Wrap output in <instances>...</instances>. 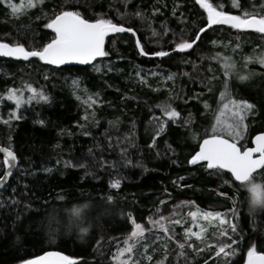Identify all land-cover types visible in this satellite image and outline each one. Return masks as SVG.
<instances>
[{"label":"trees","instance_id":"trees-1","mask_svg":"<svg viewBox=\"0 0 264 264\" xmlns=\"http://www.w3.org/2000/svg\"><path fill=\"white\" fill-rule=\"evenodd\" d=\"M71 2H78L87 18L102 13L114 23L133 28L136 35L110 33L105 38L108 55L94 61L99 72L93 64L61 65L57 70L35 58L28 63L0 57V95L8 88L22 89L31 84L49 97L47 102H22L17 110L20 120L9 124L0 121V146L10 147L17 158L14 173L0 189V264H17L19 259L43 251H60L77 264H117L118 259L112 257L125 247L126 239L131 240L133 225L128 214L147 231L156 228L149 217L158 219L163 215L171 236L162 240L166 249L161 247L150 255L151 260L138 259L136 264H224L223 257L212 255L215 245L231 244L233 239L239 241V246L228 264H244L247 248L257 240L264 241V210L250 214L246 189L237 191L224 183L228 176L190 166L187 161L198 147L190 131L202 133L214 118L205 111L204 101L215 111L225 91L224 58L234 65L228 92L256 105L255 114L247 120L248 139L244 143L249 146L251 137L264 131V66L254 59L264 54V34L215 25L201 34L193 49L178 52L172 51L175 45L194 39L207 22L196 0ZM208 2L232 14L252 11L253 6L258 10L264 4V0H240L242 8L238 10L232 0ZM63 3L44 0L19 17L11 16L10 10L0 4V40L24 43L26 47L42 45L52 36L51 30L43 28L45 13L59 10ZM136 12L142 16H136ZM165 28L169 29L167 33ZM137 39L147 52L164 50L170 55L141 56L136 49ZM249 57L253 59H246ZM137 71L147 83L140 81ZM248 72L255 75L245 81L238 78ZM169 74H174L172 80L166 79ZM23 91V101H27L29 93ZM89 96L97 101L91 108ZM164 103L175 108L181 118L177 124L169 123L155 145L149 147L156 131L153 116H162L157 105ZM12 109L13 101H0V117L8 119ZM37 120L44 124L35 123ZM3 161L0 155V176ZM115 179L121 181L119 188L110 187ZM255 181L264 185L259 172ZM219 191L229 198L219 196ZM61 196L63 200L58 199ZM108 196L113 197L112 202ZM232 199L238 209V231L232 233L228 228L229 236L221 237V227L213 225L202 241L190 238L203 251L196 253L186 247L187 259L178 256V243L185 240L182 230L189 224L190 206L224 213L233 207ZM162 200L166 203L161 204ZM82 205L89 206L84 210L86 215L74 222L69 209ZM177 219L184 221L182 225L168 226ZM81 228L88 231L81 232ZM132 255L137 258V251Z\"/></svg>","mask_w":264,"mask_h":264},{"label":"snow or ice","instance_id":"snow-or-ice-1","mask_svg":"<svg viewBox=\"0 0 264 264\" xmlns=\"http://www.w3.org/2000/svg\"><path fill=\"white\" fill-rule=\"evenodd\" d=\"M44 0H20V3H15L14 0H0V4H3L10 10V15L13 17H19L26 10L36 8L38 5H42ZM196 4L200 6L206 13V24L204 27L199 28L195 34V38L181 40V42L175 45L172 51L187 52L189 49H193L197 42L201 39V34L205 33L207 29H211L215 25H227L231 29L237 30H254L260 34H264V4L259 6V9L253 6L252 11L244 10L240 14H232L228 11L218 10L220 6H214L209 3L208 0H196ZM233 7L241 9L242 4L240 0H232ZM82 7L79 3H73L71 0H64V3L59 6V10L53 9L51 13H45L46 23L43 24L44 29L51 30V39L42 45H36L33 47H26L24 43L15 42L7 43L4 40H0V57L12 58L16 61H24L31 63L35 58L39 62H43L46 65H53L60 70L61 65L68 62H78L80 64H93L94 70L99 72L101 69L95 66L94 61L98 57H106L108 52L105 51V38L110 33H131L133 36L136 32L131 27H125L123 24L114 23L113 19L105 18L104 14H96L95 18H87L86 15L79 10ZM136 16H142L140 12L135 13ZM40 17H37L39 20ZM165 33L169 29L165 28ZM153 36L157 33L153 30ZM215 44L216 41H213ZM239 47V45H237ZM136 49L141 56L151 57H166L170 55L169 51H153L147 52L140 39L136 40ZM217 57H214L216 59ZM246 59H253L252 57ZM254 59L262 66H264V54L254 57ZM224 86L225 91L221 93L220 98L217 101L218 110H213L207 100L204 101L205 111L212 113L213 121L210 128H205L202 133H195L190 131V136L193 141L196 142L198 147L194 150V154L190 155L187 163L189 165H195L203 167L206 171L214 173L219 176H228V179L224 181L226 185H231L236 188L246 189L250 193L249 198V213L255 215L258 210H264V185L255 183L257 173L259 172L260 178L264 179V131L258 132L251 137V145L248 146L244 142L248 139L247 136V120L250 116H253L256 111V105L249 102L246 99H235L231 97L228 92V80L232 75V69L234 65L228 58H224ZM247 67V65H245ZM112 69L109 68V71ZM187 75V73H184ZM156 75V73H151ZM255 75L253 72H248L246 75H239L238 78L241 81H245ZM136 76L139 77L142 83H147L144 76L139 71L136 72ZM174 74H169L166 79L172 80ZM48 77L45 76V79ZM212 78L210 77L209 80ZM74 84H78V81H73ZM29 93L28 100L22 101L24 95L23 89ZM211 93L212 89L208 88ZM13 101L15 103V109L10 110L8 119L0 117V121L5 124H9L13 120H20L22 117L18 114V109L21 107L22 102H31L36 100L37 102H47L49 97L38 91L31 84H26L22 89L8 88L6 92L0 95V101L4 99ZM91 103L88 107L91 108L97 103L95 99L89 96ZM160 108L162 116H153V120L156 123L155 135L152 136L153 144L155 145L157 137L165 131L169 123L177 124L181 118V114L173 108L170 104L164 103L157 105ZM87 119V117H85ZM35 123L44 124L43 120H37ZM110 124L113 122H109ZM185 125L190 128L189 121H185ZM87 135V133H85ZM202 136V138H199ZM11 139V137H9ZM171 147V146H169ZM91 152V149L89 150ZM122 152L126 151L121 149ZM0 153L4 156V166L9 169L5 171L3 176H0V184L10 174V168L14 167L16 156L10 147L0 148ZM131 161H126L130 163ZM71 163V162H67ZM74 167H85V165H73ZM50 171V169H45ZM230 174V175H229ZM183 180L184 177H180ZM121 181L115 179L110 182V187L119 188ZM173 183H178L174 181ZM185 187V185H180ZM190 187V186H188ZM167 192V189H165ZM218 195L228 199V194L223 191H219ZM63 200L64 198L58 197ZM109 202L113 201V197L108 196ZM161 204H165L166 201H161ZM194 204V201L188 202ZM233 207L227 209L226 212L220 211H207L201 212L198 208L196 211L190 212L188 215L192 217L193 223L197 220H204L211 222L213 220L219 221V227L221 231L219 236L228 237L227 231L230 228L232 233L238 231V224L235 223L237 218L238 209L236 207V200L232 199ZM30 207V205H29ZM88 205L72 206L69 209L70 219L74 222H79L83 216L86 215L85 209ZM159 212V209H157ZM19 219V217H17ZM127 219L131 221L133 227L130 234V239L124 241L125 247H122L118 251L117 256H113V260H120V264H136V261L132 255L134 250L135 238L143 237L147 231L143 225L137 223L131 214L127 215ZM167 218L160 215L158 219L149 217V223L154 227H158L163 230L164 235L171 239L169 229L166 227L164 221ZM175 224H180L179 219L174 221ZM199 231H193L191 228H185V240L183 243H178L180 251L178 256H183L187 259L185 254V248L192 249L196 253H200L203 249L195 247L190 238L194 237L196 240H203L204 228L199 224L196 225ZM81 232L88 231L86 228H81ZM230 238V237H229ZM100 241H97L99 244ZM239 246V241L233 239L231 244H217L215 245V252L212 254L219 259L224 258V264H228V260L236 255V249ZM213 247V245H208ZM264 241H255L248 248L244 257V264H264ZM127 257L123 258L122 257ZM211 258V257H210ZM148 260L152 257L148 256ZM17 264H77V261L68 255L63 254L60 251H43L40 255H32L29 258H21ZM163 264V262H161Z\"/></svg>","mask_w":264,"mask_h":264},{"label":"rangeland","instance_id":"rangeland-1","mask_svg":"<svg viewBox=\"0 0 264 264\" xmlns=\"http://www.w3.org/2000/svg\"><path fill=\"white\" fill-rule=\"evenodd\" d=\"M231 97L235 98L233 96H231ZM235 99H237V98H235ZM22 101H23V98H22ZM216 110H218V107ZM13 173H14V171H13ZM254 182L256 183V181H254ZM248 196L250 197L249 192H248ZM189 209H190V211H189V213H190L192 211H196L197 207H195L194 205H191ZM201 212H204V211H201ZM183 222L184 221H181L180 224L182 225ZM197 224H199L201 227L204 228V230H205L204 233H205L213 225L218 226L219 221L213 220L211 222H208V221H204L201 219V220H197L195 223H193L192 217L189 216V224L187 225V227H184L182 230L183 235L184 236L186 235L185 234V228H191L193 231H199V228L196 226ZM175 225H176L175 223L168 224V226H170V227H174ZM165 238H166V236L164 235L163 230L158 228V227L154 228L153 230L146 231L142 238L141 237L135 238L134 250H133V252L137 251V258H134L135 261H138V259L147 261L148 260L147 257L150 256L151 254L155 253V252H158L159 248L162 247V248L166 249L167 245L165 243H163V241H162V240H165ZM132 242L133 241L130 240V243H132ZM123 258H127V257L125 256V257H122L121 259H123ZM117 264H120L119 259L117 260Z\"/></svg>","mask_w":264,"mask_h":264},{"label":"water","instance_id":"water-1","mask_svg":"<svg viewBox=\"0 0 264 264\" xmlns=\"http://www.w3.org/2000/svg\"><path fill=\"white\" fill-rule=\"evenodd\" d=\"M3 58H5V57H3ZM99 58H100V57L96 58V60L99 59ZM42 64H44V63L42 62ZM44 65H46V64H44ZM64 65H66V66H85V65H90V64H80V63H78V62H68V63H66V64H64ZM48 66L56 67V66H53V65H48ZM257 133H258V132H257ZM257 133H255L254 135H256ZM254 135H253V136H254ZM249 146H252V145H249ZM0 148H3V147L0 146ZM193 154H194V153H193ZM0 155L4 158L3 153H0ZM15 156H16V155H15ZM189 159H190V157H189ZM16 166H17V158H16V161L14 162V167H11V168H10V174H9V176L4 180V182H3L2 184H0V189L3 188V187L5 186V184L8 182V180H9L10 177L12 176L13 171L15 170ZM190 166H194V165H190ZM5 171H9V169H7V168L4 166L3 173H2L1 176L4 175V172H5Z\"/></svg>","mask_w":264,"mask_h":264},{"label":"flooded vegetation","instance_id":"flooded-vegetation-1","mask_svg":"<svg viewBox=\"0 0 264 264\" xmlns=\"http://www.w3.org/2000/svg\"><path fill=\"white\" fill-rule=\"evenodd\" d=\"M251 145V144H250Z\"/></svg>","mask_w":264,"mask_h":264}]
</instances>
